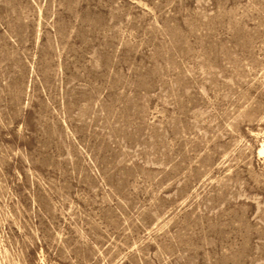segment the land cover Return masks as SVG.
Here are the masks:
<instances>
[{
  "label": "rangeland",
  "instance_id": "obj_1",
  "mask_svg": "<svg viewBox=\"0 0 264 264\" xmlns=\"http://www.w3.org/2000/svg\"><path fill=\"white\" fill-rule=\"evenodd\" d=\"M264 0H0V264H264Z\"/></svg>",
  "mask_w": 264,
  "mask_h": 264
},
{
  "label": "bare ground",
  "instance_id": "obj_2",
  "mask_svg": "<svg viewBox=\"0 0 264 264\" xmlns=\"http://www.w3.org/2000/svg\"><path fill=\"white\" fill-rule=\"evenodd\" d=\"M261 152L264 153V145L261 148Z\"/></svg>",
  "mask_w": 264,
  "mask_h": 264
}]
</instances>
